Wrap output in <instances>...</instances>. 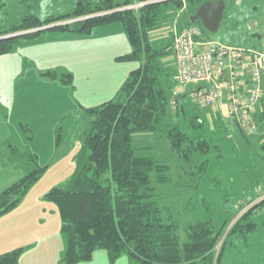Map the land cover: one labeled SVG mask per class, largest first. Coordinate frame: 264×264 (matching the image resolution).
Returning a JSON list of instances; mask_svg holds the SVG:
<instances>
[{
  "label": "trees",
  "instance_id": "1",
  "mask_svg": "<svg viewBox=\"0 0 264 264\" xmlns=\"http://www.w3.org/2000/svg\"><path fill=\"white\" fill-rule=\"evenodd\" d=\"M155 1L158 0H78L68 14L44 20L27 16L19 24L0 30L2 57L10 54L21 39L36 38L46 31L90 35L99 27L120 24L131 51L118 56L116 61L137 63L111 100L85 108L93 119L76 155L75 171L66 187H55L45 195L46 200L57 205L61 216L65 249L59 264H90L99 249L108 251L112 264L124 255L140 264H221L223 251L232 239L247 241L258 229L255 215L264 210V199L251 206L234 224L232 222L243 212L244 206L264 194L261 193L264 189L233 212L226 207L218 214L206 206L210 213L207 219L187 224L181 223V214L196 209L190 207L189 201L181 211L174 212L158 200L162 194L160 187L173 184V169L156 159L153 147H137L134 136L152 133L165 139L179 159L176 170L179 180L186 178L187 186L199 189V180L207 174L211 153L216 148L215 139L205 134L227 129L222 124L211 130L199 116L186 111L191 104L216 108L192 101L191 94L203 88V82L192 84L197 87L189 92L187 89L174 91L172 103L163 86L172 72L162 60L172 51L174 54L177 31L196 27L201 32L198 39L211 40V32L203 25H196L200 21L192 23L190 20L179 27L176 18L169 22L165 19L173 13L177 15V11L183 14L190 7H195L196 13L212 0ZM224 1L227 5L229 0ZM170 24L173 43L154 42L151 33ZM259 49L263 50L262 46ZM48 75L57 77L56 72H48ZM63 75L64 84L73 81L72 74ZM175 78L177 84L189 85L180 82L178 71ZM259 108L253 114L254 133L233 121L243 133L258 135L264 148V91ZM185 120L187 125L183 123ZM7 147L10 154L1 156L5 165L21 167L26 174L0 194V217L15 209L47 170L39 164L36 154L12 144ZM181 183L177 182V190L184 187ZM24 253L25 248L4 253L0 255V264H20Z\"/></svg>",
  "mask_w": 264,
  "mask_h": 264
},
{
  "label": "rangeland",
  "instance_id": "2",
  "mask_svg": "<svg viewBox=\"0 0 264 264\" xmlns=\"http://www.w3.org/2000/svg\"><path fill=\"white\" fill-rule=\"evenodd\" d=\"M77 2L0 0V30L19 24L27 16L44 20L49 16L68 14L74 10ZM227 3L218 32L210 33L211 41L238 48L253 47L252 39L257 38L259 42L262 39L259 35L264 34V0H229ZM195 11V7H190L183 14L177 11V15H168L165 20L169 22L171 18H176L179 27H183L195 15ZM196 25L200 27L203 24L198 22ZM169 36L164 41L168 44L173 43V36ZM261 46L263 48V41ZM129 51L131 47L123 27L115 24L99 27L90 35L46 31L36 38L21 39L10 54L0 57V98L8 101L7 106L0 104V119L4 121L0 134L10 139L9 143L6 142L7 146L12 144L20 150L36 154L39 164L47 167L43 177L17 207L0 217L1 222H4L1 229L4 230L3 234L6 237L12 234L18 236L21 240L15 246L25 248L24 255L39 258L46 253L51 256L54 251L56 254L58 247L62 255L65 239L61 233L60 212L55 203L45 199V195L55 187L64 188L68 185L76 167L75 156L83 146L85 132L93 119L85 108L101 105L106 97H112L110 93L117 80L105 75L106 63L115 54ZM172 57L173 51L162 60L171 62L172 76L163 85L170 103L174 91L187 89L186 92H189L197 87L177 84V69ZM123 64L128 66L131 63ZM48 72H56L57 77L52 78ZM63 74H72L73 81L64 84ZM188 100L191 104L190 98ZM191 106L205 110L194 104ZM259 109L258 104L256 112ZM183 123L187 125L188 122L185 120ZM217 124L225 125L227 130L224 132L223 128H219L218 132L205 134L215 139L216 148L211 153L207 174L199 180V189L187 186L186 178L179 180L176 172L179 159L172 153L165 139L152 133H138L134 136L137 147H153L152 153L156 159L173 169L172 186L159 189L162 193L158 197L160 204L174 212L181 211L187 201L190 207H196L193 211L181 214L183 224L207 219L210 213L206 206L218 214L223 213L226 207L233 212L264 189V148L261 139L256 134L243 133L229 114ZM28 135L33 138L29 139ZM7 146L0 151V156L10 154ZM19 168L20 177H23L25 170ZM178 181L183 182L181 185L184 187L177 190L175 187ZM4 190H0V194ZM257 201L244 206L243 212L232 223ZM44 209L46 218L41 217L45 213ZM255 220L257 231L247 241L232 239L223 251L221 264H264V210L255 215ZM6 223L10 224L6 226ZM22 226H26V229H17ZM48 235L50 237L46 238ZM222 241L217 252L221 249ZM90 264H112L108 251L97 250ZM114 264L140 263L124 255Z\"/></svg>",
  "mask_w": 264,
  "mask_h": 264
},
{
  "label": "built area",
  "instance_id": "3",
  "mask_svg": "<svg viewBox=\"0 0 264 264\" xmlns=\"http://www.w3.org/2000/svg\"><path fill=\"white\" fill-rule=\"evenodd\" d=\"M175 34L174 57L180 82L185 85L203 82L205 85L191 94L192 101L216 108L227 104L229 117L244 130L254 133L253 114L263 91L264 34L263 50L198 39L201 32L196 27ZM262 199L264 194L257 203Z\"/></svg>",
  "mask_w": 264,
  "mask_h": 264
},
{
  "label": "crops",
  "instance_id": "4",
  "mask_svg": "<svg viewBox=\"0 0 264 264\" xmlns=\"http://www.w3.org/2000/svg\"><path fill=\"white\" fill-rule=\"evenodd\" d=\"M172 28H173V26L170 24V25L165 26V27H163L157 31H154L153 33H151L152 40L154 41L156 39V41H154V42H160V41H165V40L169 39V37H170L169 33H170ZM154 34H155V36H152ZM252 41H253V47H248V48H250V49L261 48L262 39L258 42L257 38H253ZM129 52H126L124 54H127ZM124 54H115L114 56L110 57L106 63L107 67L105 70L107 72H105V75H110V76L115 77L114 79H116L117 82L115 84L114 89L110 93L111 94L110 96H112V97H110V98L106 97V99H104L105 101H103V102H107L114 97L113 94L115 93V90H117V88H118V90H119V88H121L122 84L124 83V81L128 77L129 73L132 71V69L135 68V65L133 66L132 63L127 66L126 64L118 63L116 61V58L118 56H121ZM172 59L176 64L175 57H172ZM163 63L166 67L171 68V65H170L171 62L170 61L164 60ZM123 65H126V66H123ZM262 88L264 91V79L262 81ZM118 90H117V92H118ZM2 98L3 97L0 98V104L3 106H7L8 101L6 100L5 102H2L1 101ZM90 106L93 107V105H90ZM204 109L205 110L193 108L190 105H188L186 107V111L189 114L199 116L202 120H204L207 123V125L211 128V130L217 129V127L220 126L217 123L222 119V117L225 118L229 114V107L227 106V104H223L221 107H218V108H208L210 110H206V108H204ZM198 110H201L200 112H204V113H200V112L198 113ZM216 120H218V122H215ZM7 124L11 128V125L9 123H7ZM3 126H4V121L2 119H0V128L2 129ZM1 135L2 134H0V151H2V149L6 148V146H7L6 142H8V143L10 142V139H5V135H2V136ZM75 158H76V156H75ZM19 171H21V169L19 167L5 165L4 160L0 156V186H1L0 190L6 189L10 185H12L13 183L19 181L22 178V177H20ZM1 193H2V191H1ZM44 210H45V213L41 217L46 218V216H47L46 215V209H44ZM3 223L4 222H1V220H0V255L4 254V252L7 253L10 250L12 251L13 248H17L15 246V244H17V243L19 244V241L21 240L18 236H14L13 234L6 237V235L3 234L4 230H1ZM8 224H10V223H6L5 225L7 226ZM22 228L26 229V226L17 227L18 230H21ZM56 234H58V228H57ZM48 237H50V235L46 236V238H48ZM19 246H21V245H19ZM64 249H63V252H64ZM63 252H62V254H63ZM24 254L21 257L20 264H59L61 256H62L60 253L59 247L56 249V254L54 251L51 256H49V254L44 253L43 256L41 255V256H39V258H35V257L31 256L30 254H28V255H24Z\"/></svg>",
  "mask_w": 264,
  "mask_h": 264
},
{
  "label": "water",
  "instance_id": "5",
  "mask_svg": "<svg viewBox=\"0 0 264 264\" xmlns=\"http://www.w3.org/2000/svg\"><path fill=\"white\" fill-rule=\"evenodd\" d=\"M159 1L162 0L155 1V3ZM226 8L224 0H212L197 10L191 22L200 21L209 32L216 33L220 28Z\"/></svg>",
  "mask_w": 264,
  "mask_h": 264
}]
</instances>
